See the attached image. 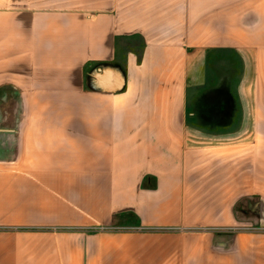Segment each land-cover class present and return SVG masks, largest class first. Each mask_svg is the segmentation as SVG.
<instances>
[{"label":"crops","instance_id":"1","mask_svg":"<svg viewBox=\"0 0 264 264\" xmlns=\"http://www.w3.org/2000/svg\"><path fill=\"white\" fill-rule=\"evenodd\" d=\"M0 264H264V0H0Z\"/></svg>","mask_w":264,"mask_h":264},{"label":"rangeland","instance_id":"2","mask_svg":"<svg viewBox=\"0 0 264 264\" xmlns=\"http://www.w3.org/2000/svg\"><path fill=\"white\" fill-rule=\"evenodd\" d=\"M132 43H134V45H132ZM141 48L139 38L132 37L123 39L118 46V59L121 60L124 56L123 54L128 50L140 52ZM96 68V65H90L86 68V72L90 71L89 73H93ZM122 68L123 65L121 64L120 68H118L120 75L117 72L112 73V80L116 82L114 85H117L118 88L122 86ZM238 70L239 62L236 58V54L231 51L214 52L207 64L206 83L202 86L192 88V90L188 92L186 118L190 117V113L193 112V117L196 119H209L217 123V125L205 126L202 122V127L219 128L222 107H225L226 112L227 107L233 106L234 103L231 97V89L236 80ZM255 203L256 199H251L246 204H242L240 211L237 212V216L242 221H253L256 217ZM250 227L251 228L242 227V229L256 228L254 223Z\"/></svg>","mask_w":264,"mask_h":264}]
</instances>
